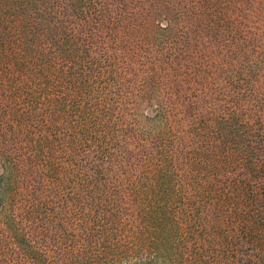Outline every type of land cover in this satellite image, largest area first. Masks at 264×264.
<instances>
[{"label":"trees","instance_id":"16d2710c","mask_svg":"<svg viewBox=\"0 0 264 264\" xmlns=\"http://www.w3.org/2000/svg\"><path fill=\"white\" fill-rule=\"evenodd\" d=\"M126 254L264 264V0H0V264Z\"/></svg>","mask_w":264,"mask_h":264},{"label":"rangeland","instance_id":"374dc122","mask_svg":"<svg viewBox=\"0 0 264 264\" xmlns=\"http://www.w3.org/2000/svg\"><path fill=\"white\" fill-rule=\"evenodd\" d=\"M116 259H112L111 261H109V263L107 264H118V263H121V262H126L127 264H129V262H131V264H138V261L140 259V256L139 258L138 257H135V255H132V254H126V255H123L121 257H115ZM106 264V263H105Z\"/></svg>","mask_w":264,"mask_h":264}]
</instances>
